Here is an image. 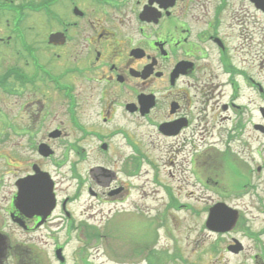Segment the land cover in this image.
<instances>
[{
	"label": "flooded vegetation",
	"instance_id": "1",
	"mask_svg": "<svg viewBox=\"0 0 264 264\" xmlns=\"http://www.w3.org/2000/svg\"><path fill=\"white\" fill-rule=\"evenodd\" d=\"M234 1L0 0V105L8 104L5 98L15 100L20 121H29L21 128L0 106V147L20 144L8 149L16 163L7 151L0 153V264H67L70 236L75 239L74 233L81 232L80 239H86V232L105 227L78 223L84 214L73 209L84 196L85 165L90 167L88 193L116 207L131 196L132 180L147 161L156 169L173 168L183 158L191 167V181L215 196L226 191L218 182L210 188L202 178L207 162L246 184V160L238 158L245 136L264 141V129L255 127L260 124V79L250 80V89L258 92L257 102L252 100L257 115L244 114L239 103L244 79L250 77L230 55L223 32L228 13L232 28L242 32L249 23L240 13L249 9L250 20L251 12L260 11L248 0H237V7ZM93 6L108 20L105 26L90 15ZM53 8L60 12L51 14ZM43 10H48L44 20L49 29L39 34L32 23L34 18L39 22L34 13ZM53 34L59 37L51 41ZM54 100L63 101L64 118L60 111L61 117L51 112ZM4 119L12 122L7 131ZM133 123L141 124L143 135H156L163 147L174 142L183 148L167 164L159 156L153 160L129 128ZM60 140L63 148H55L53 142ZM198 144L205 145L202 152ZM43 173L53 181L50 198L41 191L37 201L35 192L33 202L23 201L19 186ZM240 188L235 185L227 195ZM52 196L57 202L53 209ZM119 206L114 221L125 215L124 204ZM238 217L236 228L221 237L230 241L228 246L237 237L241 257L252 253L256 264H264V228Z\"/></svg>",
	"mask_w": 264,
	"mask_h": 264
},
{
	"label": "rangeland",
	"instance_id": "2",
	"mask_svg": "<svg viewBox=\"0 0 264 264\" xmlns=\"http://www.w3.org/2000/svg\"><path fill=\"white\" fill-rule=\"evenodd\" d=\"M234 5H236V7L238 6L237 0L234 1ZM93 9L94 10L90 12V15L95 16L96 19L100 20L101 25L105 26L108 20L104 19L98 11L95 12L97 7L94 8L93 6ZM249 11V9L247 10L245 8L243 12L240 13L241 18L244 16V21L247 19L248 22L245 23H249L245 24L242 31L243 33L232 28L231 21L233 20V17L228 13L225 17V21L226 23H229L224 26L225 29L223 34L228 39L230 44V55L234 57L235 62L245 68L244 71L249 77L256 76L259 78L260 83L264 87V15L251 12L252 15L250 16V20H248L246 14ZM37 18L39 19V22L34 18L32 23L36 27V32L39 34H46L49 28L46 26L44 18L42 16H38ZM231 33H233L234 36L239 35V39L234 41V38L231 37ZM133 66L136 68L137 63H134ZM60 69L63 68L60 67ZM248 79V77H245L244 79L243 100L241 103L243 104V107L246 106L248 108L251 115H254L252 110L255 109L256 116V107L252 104V100L257 102V93L247 86L246 83L248 82ZM37 96L38 99H43L42 95L38 94ZM48 97L52 96L49 95ZM82 97L84 96L82 95L81 98ZM5 100L8 101L6 102L8 104L0 106H5L8 113L13 118L18 119V124L23 125L21 128L27 127L29 121L27 120V117H24L22 122L20 121V107L15 100L10 101L7 98H5ZM81 101L85 104L87 98L84 97ZM49 104L52 107L51 112L53 114L56 112L57 116L61 117V112L64 118L63 101L57 104L54 100L49 102ZM260 105L264 106V98H260ZM84 111L86 112V115L90 114L87 103ZM222 116L224 115L222 114ZM220 120L221 119L218 118V122L223 124ZM256 120L257 118L255 121ZM262 120L263 119L260 117L261 123ZM3 121L6 125L7 131L8 125L12 124V122H8L6 119ZM140 126L141 124L139 123H133V126H130L129 128L133 129V135L135 134L134 137L140 144L142 151L148 154L151 159H158L159 156L165 161L164 164H167L168 157H172L176 151L183 148H179V146L182 145L181 143L174 145V142L171 144L173 146L168 145L167 142L163 147L164 143H161L162 140H159L156 135H143L145 130L139 128ZM209 139L214 141L216 138L212 136L209 137ZM245 140H247L248 146H246L245 150L238 155V158H241L244 161L246 160L244 180L245 183L248 180L250 183H257L259 188L254 193V197H246L241 201L231 198L230 200H224L223 202L234 208H238L241 211L242 217L245 216V218L255 226V229H262L264 228V213H260V210L264 212V179L257 182V168L259 167L258 164L264 163V144L262 143L263 141L261 144H258V141H252L253 139H250L247 135L245 136ZM116 141L117 144L121 146L120 142L118 140ZM18 143L19 142H15L14 144L8 143L5 148L0 147V153L3 150L7 151V154L13 159V163H16L17 160H15V155L8 149H14V145H20ZM53 145L55 148L60 149L63 148L64 142L62 140L56 141L53 142ZM186 148L189 149L190 146ZM202 148H205V145L201 144L200 146V144H198V150L200 152L203 151ZM223 153L221 156L224 159L225 154ZM230 157L231 154L229 151L227 158L230 160ZM176 163L177 164H175V167L173 168L167 166H162L160 168L159 181H164L165 183L167 182L170 184L175 194L180 198L177 200L178 203L191 204L201 216L195 217L188 210L182 213H175L172 211L171 208H175L178 211L183 210V208L179 205H174L172 200H170L171 205L168 206L163 192L156 187L151 180L153 173L144 172L142 173L141 178L132 180L131 187L133 188V195L131 194L132 197H129L124 205L125 208H123L124 213L127 214H125L123 218H119L110 224V229L108 231L109 238L107 239L109 253L126 260L123 264H149L147 261L139 260L143 257L152 260L153 264H240L241 262L239 261L245 259L225 252L226 247L230 243L229 240L227 241L225 238L219 240L216 236L209 235L207 230H202L207 218L206 212L204 213L203 211L206 210L207 207L210 208L212 202L215 203L218 199L215 195L203 190L200 191L201 188L191 181L189 178L191 177V167H189L187 161L184 162L183 158H181L179 162ZM0 166H2V163ZM89 169L90 167L88 165H85V168L82 169L87 186H90L88 178ZM201 171L202 178L208 181L210 188L218 182L219 186H221L219 188H223V190L228 193L233 190L235 185L242 184V180L238 181L235 179H229L228 174L220 173L216 170V167L209 162L205 164V167L201 168ZM262 175H264V173ZM64 186L65 184L62 185V187ZM139 186H141L140 191ZM245 186L241 187L240 190L242 189L241 191H243ZM83 203L84 204L80 207L73 206V209L78 211V213L80 212L84 214L83 218L78 216V223H80L81 219H88L94 222L102 219L95 209L90 208V200L84 198ZM117 207L120 208L119 206ZM128 213H132L133 217H130V214L128 215ZM92 242H95V240ZM135 250L137 251L134 253ZM109 253L103 246H97L94 251L90 250L87 254L85 248L84 255L85 257L87 256L86 258L88 259V257L93 254V257L90 258L92 264H114L115 259L109 256ZM113 253H115V255ZM251 255L252 253L247 255L246 261L249 264Z\"/></svg>",
	"mask_w": 264,
	"mask_h": 264
},
{
	"label": "water",
	"instance_id": "3",
	"mask_svg": "<svg viewBox=\"0 0 264 264\" xmlns=\"http://www.w3.org/2000/svg\"><path fill=\"white\" fill-rule=\"evenodd\" d=\"M260 8L264 10L263 1H262V4H260Z\"/></svg>",
	"mask_w": 264,
	"mask_h": 264
}]
</instances>
